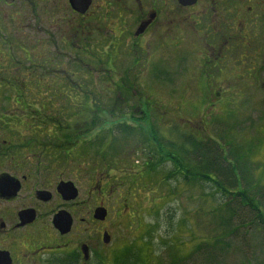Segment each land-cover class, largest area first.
Segmentation results:
<instances>
[{"label": "flooded vegetation", "instance_id": "af4514ba", "mask_svg": "<svg viewBox=\"0 0 264 264\" xmlns=\"http://www.w3.org/2000/svg\"><path fill=\"white\" fill-rule=\"evenodd\" d=\"M112 34L120 43L109 42ZM187 36L206 46L196 62H202V78H264V0H0V67L24 66V58L37 72L44 67L43 50L93 49L101 52L102 67L115 50L119 78H140L143 68L148 78H185ZM3 96L13 100L9 91ZM8 110L0 108V264H90L95 249L85 237L91 235V182H85L87 190L82 177H68L59 145L45 149L38 139L28 142L26 123ZM55 135L49 138L58 142ZM62 187L77 197L67 200ZM57 216L71 220L69 232L59 231ZM106 233L98 232L95 247L106 245Z\"/></svg>", "mask_w": 264, "mask_h": 264}, {"label": "rangeland", "instance_id": "374dc122", "mask_svg": "<svg viewBox=\"0 0 264 264\" xmlns=\"http://www.w3.org/2000/svg\"><path fill=\"white\" fill-rule=\"evenodd\" d=\"M113 37L112 34L109 42L117 44L119 41H113ZM26 40L30 41L28 36ZM144 41L150 43L151 39L147 37ZM185 42L188 46L186 58L189 70L185 78H170V86L158 85L148 78L149 74L147 71L145 72V68H141L140 78H129L133 84L131 93L143 94V96L150 93L153 97H148L149 100H156L160 103L161 107L156 115L165 117L163 123L173 124V127L180 125L184 134L197 136L199 132L202 134L201 138L214 137L219 126L218 123L215 124L217 120H223L220 122L224 125L227 124L229 120L227 112L231 109V105L240 108L238 122L235 121L234 125L240 126L250 120L245 124L246 127L248 128V124L251 122H254V126L251 130H244L234 136V139H237V144H235L243 146L247 144L254 148L255 157L253 159H255L256 165H253V173L256 176L264 175V146H262V142H264V78H228L227 76L202 78L203 69L200 66L202 62H196L200 56L203 57V48L206 49V46L201 44L196 36H187ZM195 46L197 48H192ZM115 53L113 50L112 55ZM237 53L239 52H234V54ZM14 54L18 60L21 59L20 52L16 51ZM42 54L44 57L43 61H40L44 65L42 71L37 67V72H34L35 66H30L24 58L21 60L24 66L3 64L0 67V108H9L8 113L10 112L11 116L24 120L26 128L23 135L28 142L29 139L35 138L40 141L42 148L48 149L49 146L59 145L60 150L62 144V150L59 151V162L65 168L68 177L73 173L82 177L81 187L86 186L87 190L85 182H91L88 207L91 215L87 225L91 235L85 237V241L92 244L95 249L90 264H123L125 261L131 264H170L168 246L172 244L177 245L174 248L179 255H188L194 246L195 238H198L199 232H203L201 226L194 223L195 219L192 215L198 212L199 207L202 208L201 202L199 203L196 198L202 194L201 188L195 187L188 190L177 180H168L166 185L160 177L158 183L161 185L157 188H151L147 179H139L138 182H135L136 177L143 171L142 161L137 162L136 159L141 155V160H144L142 154L139 152L137 155L136 148L129 146L118 156L119 159L115 165L107 163L105 160L99 161L100 159L96 155L85 152L84 149V147H89L90 142L97 136L96 130L90 133L81 131L77 134L78 137L72 139L74 141L71 140L67 143L49 138V134H56L58 130L56 124L66 125L69 118L74 122L75 118L70 115L79 112L81 107L85 106L83 99L85 94L71 91L65 88V85L63 94L54 95L57 93L59 85L63 84L64 79L62 78H74L72 80L77 81L79 78L92 77L96 81L94 89L105 106L116 102L118 104L116 110L119 105L124 107V100L128 98L129 94L126 89L116 87L125 79L118 76L121 70L117 58L112 55L108 57L116 68L115 71V68H112V72H108L104 71L100 65L101 52L95 49L84 52L43 50ZM147 54L148 57L151 54L153 58V50H149ZM155 54L157 55L158 52ZM92 58H94L93 61ZM48 59H51L53 64ZM80 61L84 62V66H89L88 69H91L89 75L82 70V74H79L80 69L77 65ZM89 62L91 65H86L90 64ZM146 63L145 61L144 64ZM71 69L75 72V77L68 75L65 71H71ZM26 74L24 81L27 82L29 77L28 84L30 85L28 86L32 91L28 89L25 91L24 87L20 85L22 91L16 93L15 89L18 90V87L14 86L16 83H20L16 79L22 82L23 77L19 78V76ZM143 75L146 78H141ZM39 78L48 80L50 89L43 87L40 89ZM100 80L107 82L100 84ZM74 81L72 82L74 83ZM85 82L88 84L86 80L83 84ZM8 91L13 96L10 103L3 96ZM16 98L17 104H15ZM44 100L49 101L45 108ZM240 104L244 105L240 106ZM134 112L140 113L136 109ZM107 117V123L109 120H117V117H111V114H108ZM260 119L263 121H259ZM249 142L250 144H248ZM65 150H71V153L66 155ZM169 168L171 165L166 166V169ZM87 170H89V176L85 174ZM172 190H174V195ZM163 195L168 199H160L161 201L155 205L153 200ZM99 207L108 210L107 218L103 224L93 217L94 210ZM183 219L187 220L186 225H184L185 222L182 223ZM179 221H181V225H178ZM104 229L109 233L110 243L103 245L101 242L100 246L95 247V243L98 242V232ZM230 262L237 264L234 258Z\"/></svg>", "mask_w": 264, "mask_h": 264}, {"label": "trees", "instance_id": "16d2710c", "mask_svg": "<svg viewBox=\"0 0 264 264\" xmlns=\"http://www.w3.org/2000/svg\"><path fill=\"white\" fill-rule=\"evenodd\" d=\"M83 64L80 61L77 65L79 74H82V70L89 75L91 69ZM113 65L108 58L107 64L102 68L112 72V68H115ZM35 70L34 67L33 71ZM65 71L72 77L76 75L72 69ZM28 78L27 82L24 81L25 78L22 82L16 79L20 82L13 85L18 87L16 92L22 91V87L25 91H32L28 86ZM62 79L63 84L59 85L54 95L63 94L65 88L78 94L83 92L85 106L70 115L75 118L74 122L69 118L66 125L57 124L55 136L59 142H71L81 131L90 133L96 130L97 136L84 149L85 152L96 155L99 161L105 160L115 165L118 156L129 146L136 148L137 155L139 152L142 154L144 160H141V155L136 159L137 162L142 161L143 171L135 182L147 179L151 188H157L161 185L158 183L160 177L166 185L168 180H177L188 190L195 187L202 189V194L196 197L202 208L199 207L198 212L192 215L194 223L199 224L203 232H199L200 235L195 238L194 246L186 256L177 253L174 248L177 245L168 246L170 264H231L232 258L237 264H264V175L256 176L253 173V165H256L253 159L254 148L247 144L236 145L237 139L234 136L244 130H251L254 126V122H251L246 127L245 124L250 120L243 125H240L241 122L240 126L234 125L238 122L240 108L231 105L227 112V124L220 122L223 120H217L215 124L218 123L219 126L214 137L201 138L202 134L199 132L197 136L184 134L180 125L173 127V124L163 123L165 117L156 115L161 107L160 103L150 101L149 98L153 97L150 93L145 96L131 93L133 84L129 78L116 85L118 89H126L129 94L124 100V107L119 105L118 110L116 102L105 106L94 89V78H79L77 81L72 80L74 78ZM151 79L154 84L171 85L170 78ZM85 80L88 84H83ZM105 80H100L99 83L105 84ZM47 81L39 78V88L50 89ZM48 103L47 100L43 101L44 108ZM242 105L244 104H240ZM135 109L140 113H135ZM108 114L116 116L117 120H109L107 123ZM62 146L61 144V150ZM167 165H171V168L166 169ZM172 191L174 195V190ZM166 198L163 195L153 200V203L156 205L160 199ZM181 221L186 225L187 220ZM181 221L178 225H181ZM123 264L131 263L125 261Z\"/></svg>", "mask_w": 264, "mask_h": 264}, {"label": "water", "instance_id": "95a60500", "mask_svg": "<svg viewBox=\"0 0 264 264\" xmlns=\"http://www.w3.org/2000/svg\"><path fill=\"white\" fill-rule=\"evenodd\" d=\"M60 192L67 200H73L77 197V191L70 189V187L67 188L62 187V189H60ZM107 215L108 212L104 207L97 208L96 210H94L93 213V217L97 221H105ZM71 223H72L71 220H68L67 222L66 221L63 222L60 216H57V218L55 219V225L61 233L69 232L71 228ZM104 243L106 245L110 243V237L108 236L107 233L104 236ZM84 254L87 257L86 259H88V251L86 249L84 250Z\"/></svg>", "mask_w": 264, "mask_h": 264}]
</instances>
